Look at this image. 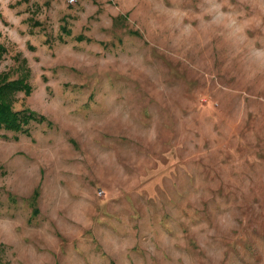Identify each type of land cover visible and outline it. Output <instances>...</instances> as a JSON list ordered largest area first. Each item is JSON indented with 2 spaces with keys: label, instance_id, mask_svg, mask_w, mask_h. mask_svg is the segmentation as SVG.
<instances>
[{
  "label": "rangeland",
  "instance_id": "obj_1",
  "mask_svg": "<svg viewBox=\"0 0 264 264\" xmlns=\"http://www.w3.org/2000/svg\"><path fill=\"white\" fill-rule=\"evenodd\" d=\"M0 46L47 120L0 129V264H264V0H0Z\"/></svg>",
  "mask_w": 264,
  "mask_h": 264
},
{
  "label": "trees",
  "instance_id": "obj_2",
  "mask_svg": "<svg viewBox=\"0 0 264 264\" xmlns=\"http://www.w3.org/2000/svg\"><path fill=\"white\" fill-rule=\"evenodd\" d=\"M0 46V58L5 52ZM25 65V60L22 61ZM26 68V67H25ZM27 71L15 79H9L8 74L0 75V129H8L28 133V125L37 122H46V118L29 109L15 110L13 102L17 92L28 95L31 86L27 81ZM2 246V245H0Z\"/></svg>",
  "mask_w": 264,
  "mask_h": 264
},
{
  "label": "built area",
  "instance_id": "obj_3",
  "mask_svg": "<svg viewBox=\"0 0 264 264\" xmlns=\"http://www.w3.org/2000/svg\"><path fill=\"white\" fill-rule=\"evenodd\" d=\"M70 2H72L73 0H69Z\"/></svg>",
  "mask_w": 264,
  "mask_h": 264
}]
</instances>
